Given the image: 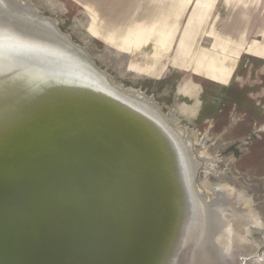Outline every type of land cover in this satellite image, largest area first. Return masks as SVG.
<instances>
[{"label": "water", "instance_id": "water-1", "mask_svg": "<svg viewBox=\"0 0 264 264\" xmlns=\"http://www.w3.org/2000/svg\"><path fill=\"white\" fill-rule=\"evenodd\" d=\"M26 86L0 87V264H184L189 204L153 146Z\"/></svg>", "mask_w": 264, "mask_h": 264}, {"label": "rangeland", "instance_id": "rangeland-1", "mask_svg": "<svg viewBox=\"0 0 264 264\" xmlns=\"http://www.w3.org/2000/svg\"><path fill=\"white\" fill-rule=\"evenodd\" d=\"M28 1L53 18L115 82L146 93L167 115L177 117V125L194 138L202 163L201 187L230 185L248 199L263 223L251 226L249 238L257 246L256 254L243 263L264 264V58L246 52L254 42L264 44V0H217L211 11L203 13L198 45L209 47L213 39L208 31L214 29L244 48L236 62H203L201 66L195 62L190 68L182 67L174 56L196 0L186 7L187 0H173L174 18L159 24L166 22L175 32L162 60L152 42L128 41L106 22L125 32V11L137 13L142 6L163 0Z\"/></svg>", "mask_w": 264, "mask_h": 264}, {"label": "bare ground", "instance_id": "bare-ground-1", "mask_svg": "<svg viewBox=\"0 0 264 264\" xmlns=\"http://www.w3.org/2000/svg\"><path fill=\"white\" fill-rule=\"evenodd\" d=\"M36 83L65 91L91 109H101L108 118L104 114L96 118L133 140L141 151L151 153L153 146L189 204L179 223V243L192 245L184 264H244L246 257L256 254L257 246L249 235L251 226L262 222L248 199L230 185L201 187L202 163L194 138L177 125V117L167 115L146 93L115 82L83 46L28 0H0V87ZM204 161L208 165L209 158Z\"/></svg>", "mask_w": 264, "mask_h": 264}, {"label": "crops", "instance_id": "crops-1", "mask_svg": "<svg viewBox=\"0 0 264 264\" xmlns=\"http://www.w3.org/2000/svg\"><path fill=\"white\" fill-rule=\"evenodd\" d=\"M189 2L190 0H187L184 7ZM216 2L217 0H196L193 9L194 14L190 15L188 19L174 56L177 57V62H182V67L187 66L190 68L193 65L195 66V62H200L198 66H201L203 62H236V57L244 48L240 42L224 38L222 35L217 34L214 29L208 31V36L213 39L211 45L209 47L198 45L197 36L203 20V13L211 11ZM158 3L146 4L137 13L125 11L122 16L127 20L124 28L125 32H121L120 27H115L109 21L106 23L114 29V33H121V36L127 38L128 41L141 44L152 42L155 45L154 49L162 60L165 53L171 48L175 35L173 26H167L169 22L166 20L174 18L175 14L171 13L173 0H163ZM128 20L130 23H128ZM164 20L167 23L164 22V25L160 26L159 24H162ZM246 52L264 58V44L254 42L246 48ZM177 65L181 66L180 64Z\"/></svg>", "mask_w": 264, "mask_h": 264}]
</instances>
